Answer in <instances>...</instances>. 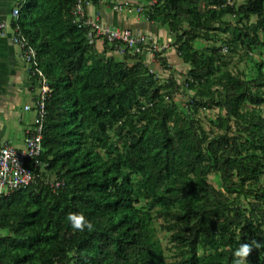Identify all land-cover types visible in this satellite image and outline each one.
<instances>
[{
  "label": "trees",
  "instance_id": "1",
  "mask_svg": "<svg viewBox=\"0 0 264 264\" xmlns=\"http://www.w3.org/2000/svg\"><path fill=\"white\" fill-rule=\"evenodd\" d=\"M152 1L149 19L168 26L190 65L181 83L173 74L162 82L139 55L91 43L74 21L75 0L20 3L12 26L51 86L47 165L42 178L0 197L4 264H234L243 243L252 245L244 264H264V0ZM200 38L230 53L198 48ZM232 55L249 71L229 69ZM184 89L186 109L175 101ZM216 107L210 132L199 115ZM70 213L93 229L73 230Z\"/></svg>",
  "mask_w": 264,
  "mask_h": 264
},
{
  "label": "built area",
  "instance_id": "2",
  "mask_svg": "<svg viewBox=\"0 0 264 264\" xmlns=\"http://www.w3.org/2000/svg\"><path fill=\"white\" fill-rule=\"evenodd\" d=\"M92 0H75L72 10L74 21L80 28L90 30L91 43L103 46L111 45L115 52L125 57L126 55H139L145 61L150 57L152 64H159L158 55L169 46L161 43L153 34L134 30L129 27H118L104 23L99 17L88 13L87 6ZM129 1L119 2L115 9L118 12L136 10L143 11V7L133 8ZM21 13L20 6L13 10L14 20H18ZM13 30V41L22 50V55L27 64L30 77L36 83V94L33 105H25L26 111L35 113L33 124L26 130L24 147L18 148L10 143L0 144V197L16 190L26 188L38 178L46 167L40 156L43 153L44 125L48 114L47 102L51 93V86L44 71L40 67L39 58L35 47L23 34L19 26L13 27L6 21L0 22V37L6 36L8 30ZM147 62V61H146ZM153 72L152 68L150 67ZM32 164V167L29 166ZM40 172H36L35 169ZM54 189L64 185L63 180H46ZM0 264H4L0 260Z\"/></svg>",
  "mask_w": 264,
  "mask_h": 264
},
{
  "label": "crops",
  "instance_id": "3",
  "mask_svg": "<svg viewBox=\"0 0 264 264\" xmlns=\"http://www.w3.org/2000/svg\"><path fill=\"white\" fill-rule=\"evenodd\" d=\"M26 0H0V22L12 24L13 10ZM129 1L133 8L143 7V11L118 12L119 2ZM152 0H92L87 11L99 17L104 23L129 27L137 31L153 34L161 43L174 39L168 26H159L149 19V6ZM166 54V53H165ZM175 51L167 50V60L176 63ZM120 56V55H119ZM122 57V56H121ZM150 60V57H147ZM157 65V64H155ZM36 83L30 77L21 48L13 41V30L9 28L6 36L0 37V144L10 143L18 148L24 147L26 130L34 121L35 113L25 110V105H33Z\"/></svg>",
  "mask_w": 264,
  "mask_h": 264
},
{
  "label": "rangeland",
  "instance_id": "4",
  "mask_svg": "<svg viewBox=\"0 0 264 264\" xmlns=\"http://www.w3.org/2000/svg\"><path fill=\"white\" fill-rule=\"evenodd\" d=\"M245 0H236L237 3H243ZM228 20H230L231 22H235L237 20L236 17H227ZM163 27V26H161ZM169 30V28H168ZM170 31V30H169ZM170 33L172 34V36L174 37V39H172L171 41H166L164 44L168 45L169 47L167 49H165L163 51L162 56L166 57L167 54V50H170V52L175 51L177 53L176 57L177 58V62L174 63L172 60H170V62L168 61L169 66L168 67H163L162 66V62L160 61V63L157 65L152 64L151 60H146V64L152 68L153 72H155L160 79L162 80V82L168 81L170 76L173 74L175 75L178 79L179 82L181 83L185 78L184 76H186L187 71L190 68V65L185 63L178 55V51H177V45H176V35L174 33H172L170 31ZM213 33V32H212ZM214 34V33H213ZM219 36H221V38H225L227 35L224 33H219ZM213 44H216L217 46H222V54H229L230 50L227 49L228 47L226 45H224V43L221 40L215 41V40H211V39H197L194 42V45L198 48H205V47H210ZM166 53V54H165ZM167 58V57H166ZM230 63H229V69L233 70L234 72H242V71H249L248 70V64L246 62H240L239 61V57L237 55H232L230 57ZM184 91L186 92L185 94H178L175 96V101L182 107L186 109V105L190 100L189 94L190 93L188 90L184 89ZM194 93V92H193ZM262 110H263V114H264V104L261 106ZM219 113V109L213 108L207 111H201L200 112V118L202 119V122H204L205 126L207 127V129L211 132V128H212V123L210 121L211 118H216L218 116ZM217 132V128L214 127ZM209 181L215 185L217 188H221L222 187V182L221 179L218 175L216 174H211L209 176ZM239 201H243L244 203L247 202V199H245L244 197L240 198L237 200V202ZM6 231L3 229H0V236L5 234ZM159 235L162 238V242L164 244L165 247L170 248L172 247V244L170 243V235L169 233L165 232L164 230L160 229L159 231ZM167 255L168 257H172L173 256V252L167 249Z\"/></svg>",
  "mask_w": 264,
  "mask_h": 264
},
{
  "label": "clouds",
  "instance_id": "5",
  "mask_svg": "<svg viewBox=\"0 0 264 264\" xmlns=\"http://www.w3.org/2000/svg\"><path fill=\"white\" fill-rule=\"evenodd\" d=\"M70 226L73 230L84 231L88 229L91 231L93 229V224L90 220H88L85 215L82 213H70L67 217ZM259 247V245H256ZM252 245L248 243H243L237 248L234 253V264H244L245 260L247 259Z\"/></svg>",
  "mask_w": 264,
  "mask_h": 264
}]
</instances>
